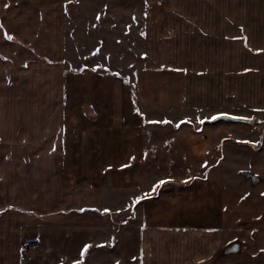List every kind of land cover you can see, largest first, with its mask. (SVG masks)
I'll use <instances>...</instances> for the list:
<instances>
[{
  "label": "crops",
  "instance_id": "crops-1",
  "mask_svg": "<svg viewBox=\"0 0 264 264\" xmlns=\"http://www.w3.org/2000/svg\"><path fill=\"white\" fill-rule=\"evenodd\" d=\"M165 2L0 0V264L29 263L28 243L60 231L97 238L58 264L106 263L91 252L113 242L109 195L126 187L139 264L244 263L242 242L264 232V203L235 199L219 162L155 192L143 165L145 129L174 111L252 118L228 79H264V0ZM260 149L243 170L264 171Z\"/></svg>",
  "mask_w": 264,
  "mask_h": 264
},
{
  "label": "rangeland",
  "instance_id": "rangeland-1",
  "mask_svg": "<svg viewBox=\"0 0 264 264\" xmlns=\"http://www.w3.org/2000/svg\"><path fill=\"white\" fill-rule=\"evenodd\" d=\"M154 1L158 4H164L165 2V0ZM165 3L168 4L169 1ZM167 12L169 13V10L165 8V13ZM228 80L230 90L234 91L237 97V106L246 105L252 101L253 109H246L247 111L244 114L252 115L253 124L220 120L219 117L225 116L221 113L211 116V113L205 112L174 111L172 113L174 122L166 120L154 127L145 129L147 140L144 144L145 158L143 165L146 171L148 170L144 173L145 178L151 177V180L154 181L171 176L177 180L189 174L184 170L185 165L188 166L187 169H191L194 168V163L197 165L201 163L210 165L212 162H219V175L223 177L226 185L229 182V184L235 186L233 187V189L235 188V199L264 203V171L261 169V171L256 169L255 172L243 170L245 163L251 164V161H249L250 154L256 155L259 153L264 144V111H258L254 108V106L259 107L264 102V79L254 75H235L229 77ZM211 117H216V119H211ZM215 136L218 137V148L210 145L211 140L209 139ZM197 140L203 143L200 150L195 147ZM232 141L242 146L240 149H238L239 147L236 148V152L234 151L236 146L233 145ZM250 142L251 145H249ZM261 159L264 161V155L260 159L259 157L252 158V164L262 162ZM163 189H160V191ZM119 190L120 192L116 193L110 192V201L107 204L108 206L109 204L114 205V209L109 213L107 224L109 231L107 238L113 240V242L109 243L111 245H109L106 253L98 251L91 252V255L97 260L106 262L101 264L114 262L120 256L125 260V263L118 264H139L136 263L140 247L136 234L139 224L131 218V203L134 196L131 194L132 189L129 187L120 188ZM227 194L231 196L232 193ZM241 230L243 228L239 227L237 232ZM96 238L93 233L83 232L76 234L60 231L44 234V236H41L42 241L40 243L31 241L25 247L27 250H25V253L27 252L25 256H27L29 262L26 264H41L39 263L40 258L43 263L58 264L57 259L64 261L68 256H77L79 249H81L80 243ZM250 238L252 240L242 242L236 255L241 256V258H238L241 260L237 262L243 261L244 263L228 264H264V232L261 234L254 232ZM120 240H122V243H120Z\"/></svg>",
  "mask_w": 264,
  "mask_h": 264
},
{
  "label": "snow or ice",
  "instance_id": "snow-or-ice-1",
  "mask_svg": "<svg viewBox=\"0 0 264 264\" xmlns=\"http://www.w3.org/2000/svg\"><path fill=\"white\" fill-rule=\"evenodd\" d=\"M6 7L8 6V5H5ZM7 35V34H6ZM7 38L8 39H12V37L11 36H7ZM258 51H261V50H258ZM184 71H186V69H184ZM246 71H247V69H246ZM137 111L139 112V109H137ZM221 115H227V113H221ZM211 119H216V117H211ZM154 123H158V122H154ZM179 126V125H178ZM53 150H55V149H53ZM126 165H122V167H125ZM109 167H111V165H109ZM165 183V181H163V180H161V181H158L157 182V184L156 185H154L153 186V191H155L156 189H158L161 185H163ZM144 197H138L137 198V203H139V201L141 200V199H143ZM105 211H107V210H105ZM89 248H90V245H87V244H85L84 246H83V249H82V251H81V253H80V255L81 256H84L86 253H88V250H89ZM74 264H83V261L82 260H77V261H74Z\"/></svg>",
  "mask_w": 264,
  "mask_h": 264
},
{
  "label": "water",
  "instance_id": "water-1",
  "mask_svg": "<svg viewBox=\"0 0 264 264\" xmlns=\"http://www.w3.org/2000/svg\"><path fill=\"white\" fill-rule=\"evenodd\" d=\"M220 120H225L233 123H245L252 125L253 119L251 118H244V117H230V116H221L219 117Z\"/></svg>",
  "mask_w": 264,
  "mask_h": 264
},
{
  "label": "trees",
  "instance_id": "trees-1",
  "mask_svg": "<svg viewBox=\"0 0 264 264\" xmlns=\"http://www.w3.org/2000/svg\"><path fill=\"white\" fill-rule=\"evenodd\" d=\"M134 95H135V94H134ZM134 99L136 100V95H135Z\"/></svg>",
  "mask_w": 264,
  "mask_h": 264
}]
</instances>
